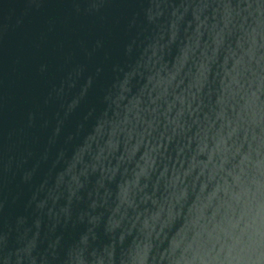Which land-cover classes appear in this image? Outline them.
Returning <instances> with one entry per match:
<instances>
[{"label": "water", "instance_id": "water-1", "mask_svg": "<svg viewBox=\"0 0 264 264\" xmlns=\"http://www.w3.org/2000/svg\"><path fill=\"white\" fill-rule=\"evenodd\" d=\"M0 264H264V0H0Z\"/></svg>", "mask_w": 264, "mask_h": 264}]
</instances>
